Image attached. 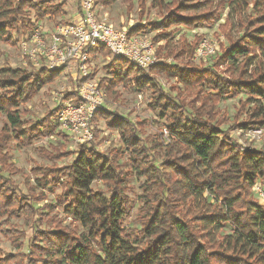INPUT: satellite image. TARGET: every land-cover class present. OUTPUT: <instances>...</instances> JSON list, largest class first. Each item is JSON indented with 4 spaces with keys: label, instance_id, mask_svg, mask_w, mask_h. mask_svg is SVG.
<instances>
[{
    "label": "trees",
    "instance_id": "trees-1",
    "mask_svg": "<svg viewBox=\"0 0 264 264\" xmlns=\"http://www.w3.org/2000/svg\"><path fill=\"white\" fill-rule=\"evenodd\" d=\"M53 1L0 0V38L15 45L18 40L11 32L22 40L34 33L37 24L27 8L35 12L37 21L64 15V5ZM100 1L110 5L118 0ZM152 3L163 11L161 21L132 26L130 35L152 30L156 32L154 43H167L170 28L213 24L230 7L223 25L228 30L224 35L227 44L220 43L208 66L194 62L201 38L189 44L191 61L182 67L162 62L147 72L125 59L113 58L105 67L110 80H99L107 99L93 119L94 141L81 144L67 166L54 163L34 169L41 190L37 195L38 188H30L29 198L15 191L12 177L20 169L10 161L9 147L12 141L28 145L40 135L52 136L58 128L61 104L28 127L23 105L53 83L62 70L37 68L29 59V70L0 67V219L34 211L38 221H52L51 229H36V241L41 243H33L41 249L38 264H264V201L256 188L259 183L264 193V149H246L230 136L231 130L264 129V0ZM182 9L191 10V16L183 15ZM235 24L238 37L231 32ZM162 45L158 55L167 50ZM104 51L110 55L104 47L98 50ZM221 67L223 73L218 72ZM166 72L188 86L187 90L191 88L199 106L192 101L189 108L175 87L167 91L151 75ZM120 85L151 92L149 109L165 120L164 131L158 129L144 138L147 120L132 121L106 108L121 98ZM242 95L246 98L240 100L233 126L225 130L222 126L227 119L220 115L218 105L226 97ZM69 99L80 102L74 89L64 94L63 100ZM100 121L120 136L105 150L99 149L107 142L101 136ZM64 147L60 142L43 154L61 160ZM135 181H141L142 190L137 198L138 227L127 224ZM95 183L105 189L95 188ZM58 187L62 189L60 204L79 229L33 206L35 201L47 200L46 189L53 192ZM44 207L53 210L49 204ZM30 252L36 253L33 248Z\"/></svg>",
    "mask_w": 264,
    "mask_h": 264
},
{
    "label": "rangeland",
    "instance_id": "rangeland-1",
    "mask_svg": "<svg viewBox=\"0 0 264 264\" xmlns=\"http://www.w3.org/2000/svg\"><path fill=\"white\" fill-rule=\"evenodd\" d=\"M33 1L37 2L38 0ZM79 1L80 0H54L53 2L55 4L64 5V15L59 17L47 16L40 21L36 20L34 11L30 8H27L26 10L29 17L33 18V22H36L37 28L42 26L45 29H52L53 26L58 23H68L76 19L75 13H77L76 11L79 7ZM217 1L218 0H216V2ZM143 4L144 3L139 0H118L110 5L98 4L97 10L99 9V11H97V15L99 18L107 19V21L114 26L124 27L129 30L132 26L139 23L149 24L150 21H161L163 11L156 8L153 5L152 0H149V2L144 5ZM146 6L148 8H146ZM173 8L174 7H172V9ZM229 10H231L230 7L223 12L221 19L215 21L213 24H200L194 29H189L184 26L170 28L169 30L173 31L171 33V39L167 43H154L153 39L156 34L155 31L148 30L146 33H143V35H146L154 43L156 52L158 46L161 44L167 48L166 51H163L158 55L160 58L164 59V63L166 62L168 65L172 64L181 67L191 61L188 47L189 44L193 43L196 38H201V44L197 48L199 54L196 50L194 62L199 65L208 66L212 63L213 57L216 56V53H208L210 49H215L217 52L220 48V43L227 44L224 35L228 30H224L223 25L225 24ZM181 12L186 16H191L192 14L191 10L182 9ZM238 31V26L235 24L234 28L231 29L234 37L240 36ZM11 34L15 40H18V42L14 45L9 41L0 38V67L6 65L13 70H29L30 68L27 59L24 58L20 45V42L23 41V37L17 36L15 32H11ZM202 44H206L208 48L202 47ZM185 47L186 50L183 49ZM107 54L106 51L101 52L98 57L96 56L91 60L93 78H96L98 81L103 78H111L105 67L111 62L113 57L111 55L108 56ZM74 71H76L75 68H71V71L70 69L65 68L53 83L45 85L40 93H38L30 102L23 105L26 108L23 119L27 122V127L44 119L52 110L59 106L60 100L63 99L66 92L75 89L76 82L72 77ZM218 72L223 73L224 67H221ZM151 75L157 78L165 90L170 91L171 86L175 87L182 96H185L186 99L184 104L187 106L189 105V108L192 101L195 105L199 106V102L196 103L197 101L193 98L195 95L191 96V88L190 91L187 90L186 88L188 86L184 87L181 83L176 81L172 74L169 75L166 72L157 75L151 73ZM117 89L121 92V98L115 103L106 104L107 109L117 111L122 116H129L132 121H135L136 119L147 120L148 124L145 130L146 135H142L144 138L148 134L157 132L158 129L164 131L165 120L161 118L158 113H154L149 109L151 101V92L149 90H142L136 86L130 87L128 85L126 87L120 85ZM173 94L175 95L176 93ZM245 98L246 95L239 97L229 96L218 105L220 115L222 116L225 114V119H227V122L222 126L225 130L233 126L235 114L240 107V100H244ZM243 118H245V114L241 117V119ZM98 126L102 130L101 136L107 137V142L100 146L99 149L105 150L111 141L116 143L120 140L119 133L117 131L109 130L105 126L104 121H100ZM257 131L260 133H255ZM58 132H61V135L57 134ZM65 135L67 134L58 127L53 132L52 136L40 135L39 137L31 139V143L28 145L12 141L9 147V154L11 156L10 161L17 169H20V172L15 174L12 179L14 180L15 191L19 192L20 196L29 198L30 188L34 186L38 188L36 194H40L41 188L37 186L33 172L34 169H37L40 166H52L54 163L58 164L59 167L67 166L72 163L76 157L74 152L78 150L81 144L75 142L73 138L68 135L65 137ZM230 136L238 145L246 149H264V129L258 128L247 131L240 129L231 130ZM60 142L65 145L61 150V156L64 158L61 160H51L44 156V151H50L52 146ZM140 182L141 181L134 182V192L130 194L133 200V210L131 216L127 218L128 226L138 227L135 220L137 218V209L140 206V202L137 198L142 192ZM94 187L103 188L104 185L102 183H95ZM256 188L257 190L260 188L259 183ZM61 192L62 189L60 187L53 192H49V190L46 189L45 198L47 200L35 201L33 206L35 209H41L40 212L48 213L49 217L54 216L57 219L61 218L65 225L79 229L77 223L64 212V204H60L59 194ZM45 204L53 206V210L48 212V209L44 207ZM39 219V216L35 215L34 211H23L18 217L10 220H7V218L0 219V264H5L4 261H7L8 264H38L37 262L41 256V249L40 247L33 245V243H41L36 241V229L41 228L47 230L53 227L51 220L41 219V221H38ZM228 231H231V228H228ZM31 248L35 250V254L30 252Z\"/></svg>",
    "mask_w": 264,
    "mask_h": 264
},
{
    "label": "built area",
    "instance_id": "built-area-1",
    "mask_svg": "<svg viewBox=\"0 0 264 264\" xmlns=\"http://www.w3.org/2000/svg\"><path fill=\"white\" fill-rule=\"evenodd\" d=\"M97 6L98 0H80L76 19L72 22L58 23L52 29L40 26L20 42L24 58L37 68L45 66L62 72L65 68L70 71L75 68L72 77L80 102L75 104L72 99H61L57 123L78 144L94 141L93 119L107 99L105 88L99 86L91 70V60L98 57L100 48L104 47L113 58L125 59L141 71H148L164 61L146 35H130L129 29L99 18ZM202 47L207 46L202 44ZM208 53L216 51L211 48ZM257 191L264 201L261 188Z\"/></svg>",
    "mask_w": 264,
    "mask_h": 264
},
{
    "label": "crops",
    "instance_id": "crops-1",
    "mask_svg": "<svg viewBox=\"0 0 264 264\" xmlns=\"http://www.w3.org/2000/svg\"><path fill=\"white\" fill-rule=\"evenodd\" d=\"M97 11H99V9H98ZM97 14H98V13H97Z\"/></svg>",
    "mask_w": 264,
    "mask_h": 264
}]
</instances>
